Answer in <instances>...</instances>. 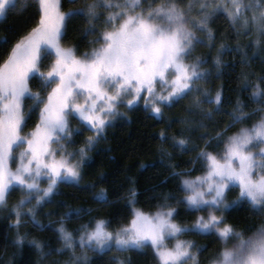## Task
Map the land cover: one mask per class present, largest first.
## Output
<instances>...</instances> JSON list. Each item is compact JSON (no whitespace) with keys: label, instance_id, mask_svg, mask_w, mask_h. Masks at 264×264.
I'll return each mask as SVG.
<instances>
[{"label":"snow or ice","instance_id":"obj_1","mask_svg":"<svg viewBox=\"0 0 264 264\" xmlns=\"http://www.w3.org/2000/svg\"><path fill=\"white\" fill-rule=\"evenodd\" d=\"M68 2L75 6L64 11L62 0H0V21L30 6L37 13L36 22L11 42L7 35L0 37V209L7 207L13 192L21 193L9 209L17 229L11 243L19 248L27 241L41 256L68 252L62 264H89L87 250L125 252L148 246L156 264H200L199 253L205 246L178 238L193 232L220 241L206 264H264V219L246 234L226 223L224 216L227 210L247 204L254 215L264 218V75L255 83L247 74L243 77L242 90L252 88L250 98L257 107L245 111L247 105L237 96L224 113L223 87L213 94L200 82H208L213 67L220 74L224 52L242 53L241 63L246 52L239 44L229 48L221 42L210 67L202 66L209 64L206 56H193L198 45L212 47L216 37L210 25L221 11L237 37L255 32L250 43L259 46L264 42V0ZM77 17L84 21L82 35L90 37L87 43L93 45L79 55L75 46H65L69 22ZM33 80L38 81L35 91ZM140 99L157 118H163L165 108L188 100L185 115L176 121L181 128L171 136V146L194 152L193 167L177 170L172 154L163 148L161 152L169 157L170 175L180 178L184 195L176 197L175 204L206 214L196 216L191 225L179 223L169 193L163 194L154 213H146L134 207L138 193L133 185L127 200L133 206L131 219L114 230L103 218L69 230L65 221L89 210L66 206L54 228L59 247L49 245L45 251L44 241L28 239L20 227L29 221L39 229L45 227L37 219V209L53 202L61 183L79 182L88 153L112 121L123 115L121 105L130 108ZM221 113L228 120L218 126L215 116ZM33 114L35 123L25 131ZM252 116L257 118L246 124ZM237 124L242 126L229 132ZM84 129L91 134L70 150L74 137ZM160 139H169L166 130H161ZM196 164L202 172L192 176ZM237 187V196L229 201L227 193ZM93 198L107 202L104 189L93 193ZM169 240L175 242L169 246Z\"/></svg>","mask_w":264,"mask_h":264},{"label":"trees","instance_id":"obj_2","mask_svg":"<svg viewBox=\"0 0 264 264\" xmlns=\"http://www.w3.org/2000/svg\"><path fill=\"white\" fill-rule=\"evenodd\" d=\"M74 6L68 0H62V10L66 11ZM36 18L35 6L10 13L7 19L2 21L3 24L0 23V37L7 35L11 42L15 39L16 34H22L31 27L36 22ZM210 26L214 29L216 37L212 42V47L198 45L193 53V56L207 57L209 64L202 65L203 67L211 66L212 59L221 42L229 48H235L239 44L246 52L247 57L245 62L241 63L242 53L224 52L221 56L224 64L221 65L220 74L216 75V70L213 67V75L207 83L200 82L201 87L210 89L213 94L218 87H223L224 113L231 110L237 96L247 105L245 111L257 107L250 98L252 88L248 87L246 90H242L243 77L247 74L249 82L255 83L258 77L264 75V42L259 46L250 43L256 39L255 32L237 37L222 11L216 15ZM83 28L84 21L79 17L73 18L68 25L65 46H75L76 54L83 53H79V48L85 47L86 50H89L93 47L87 43L90 37L82 35ZM187 103L188 100L185 99L176 106L165 108L163 118L155 117L150 110L145 109L144 104L134 105L130 109L121 105L120 109H122L123 115L117 116L112 121L103 138L88 153L89 159L81 169L79 182L61 183L57 189V194L52 197L53 202L47 203L50 208L49 212L53 215H47L41 207L37 209V219L45 227L39 229L33 226L29 218L26 217L24 220L29 222L24 223L19 231L21 233L27 232L28 239L37 237L44 241L45 251L49 245L53 248L59 247L60 241L56 238L57 234L54 228L60 213L66 210V206H80L89 210L77 218L66 220L65 225L69 230L78 228L79 225L88 222L90 219L100 218L110 221L109 227L114 230L131 219L133 206L129 205L127 200L128 189L133 185L138 193L135 208L146 213H154L163 194L169 193L173 197L172 206L177 208L178 214L175 219L179 223L191 225L190 223L195 220L196 216L203 215L204 212H196L186 209L183 204H175V198L184 195L179 190L180 178L170 175L172 168L169 157L162 155L161 152V148H163L172 154L171 161L175 162L177 170L193 167L190 160L195 155L194 152H179L171 146V136L179 133L181 128V125L176 121L185 115L184 107ZM224 113L215 116L218 126H223L228 120ZM256 118L257 116H252L245 123L250 125ZM169 124H171L170 127ZM241 126V124H237L229 129V132L235 131ZM162 129L166 130L169 139L164 141L160 139ZM90 134L86 129L82 130L74 137L75 143L69 146L70 150L78 148L84 138ZM201 172L202 169L199 164H196L195 170L190 175L196 176ZM100 189H104L106 192V203L97 202L93 198V193ZM228 200L232 201L233 199ZM10 208L8 203L7 207L0 209V264H8L9 260H11V264H52L53 261H59L62 264L64 260L69 258L68 252L59 256L54 252L49 256H41L27 241L19 248L11 243L15 239L17 229L12 226L15 218L13 214L9 213ZM224 216L226 223L234 225L237 229H244L246 234L258 226L261 219H264L254 215L247 204H240L227 210ZM49 221L52 223L49 224ZM189 233L192 232L183 235ZM78 234L77 232L76 235ZM76 251L79 255L80 249L78 247ZM202 254L203 252L199 253V259ZM87 255L89 264H117V257L122 259L124 264H156L154 253L145 248L131 249L125 252H117L115 249L104 252L87 250Z\"/></svg>","mask_w":264,"mask_h":264},{"label":"rangeland","instance_id":"obj_3","mask_svg":"<svg viewBox=\"0 0 264 264\" xmlns=\"http://www.w3.org/2000/svg\"><path fill=\"white\" fill-rule=\"evenodd\" d=\"M76 19V18H75ZM3 21V20H2ZM2 21H0V23H2ZM3 24V23H2ZM74 32L76 33V30L73 28ZM90 50V49H89ZM79 53L81 52H85L86 49L85 47H82V48H79L78 49ZM79 55V54H77ZM48 63V62H46ZM31 87L33 88V90L35 91L38 87V81L37 80H33L31 82ZM144 102H143V99H140L139 103L138 104H135V105H143ZM177 104H175L176 106ZM134 106V105H133ZM125 107V106H124ZM125 108H129V107H125ZM131 108V107H130ZM129 108V109H130ZM120 112L122 113V109H120ZM35 120H36V116L35 114H33L32 118L29 120L28 122V125L27 127L25 128V131H28V129L30 127H32L35 123ZM249 120V119H248ZM72 125L75 126L77 124V121L76 119H72L71 121ZM81 132V131H80ZM19 151V149H17V152ZM15 165H13L14 167ZM235 191V192H234ZM239 192V189L238 187L229 191L227 193V199H234L237 194ZM21 193L19 191H15L13 192L9 197H8V203L10 206H12V204L16 203L20 197ZM26 207V206H25ZM42 209L45 210V213H49L50 211V208L48 207V204L47 203H44L42 206H41ZM204 214H206V212H204ZM203 214V215H204ZM14 216V215H13ZM27 216H25L24 218H26ZM15 218V216H14ZM192 223V222H191ZM190 223V224H191ZM179 239H190V240H193L195 242V245L199 246V245H203L205 246L204 249H203V254L201 255L200 257V264H206V259L211 257L212 253L215 252L221 245H220V241L216 239V237L214 235H197L195 233H189V234H186V235H181L180 237H178ZM175 241L174 240H169L167 241V243L169 244V246H171ZM145 249H147L148 251L150 252H153V250L151 249L150 246L146 247ZM135 250H139V249H135ZM195 250V249H194ZM210 250V251H209ZM209 251V252H208ZM200 252V253H202ZM189 264H191V262L189 261Z\"/></svg>","mask_w":264,"mask_h":264}]
</instances>
